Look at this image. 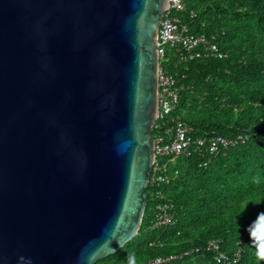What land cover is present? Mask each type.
<instances>
[{"label":"water","instance_id":"1","mask_svg":"<svg viewBox=\"0 0 264 264\" xmlns=\"http://www.w3.org/2000/svg\"><path fill=\"white\" fill-rule=\"evenodd\" d=\"M168 8L0 0V264H95L138 233Z\"/></svg>","mask_w":264,"mask_h":264},{"label":"trees","instance_id":"2","mask_svg":"<svg viewBox=\"0 0 264 264\" xmlns=\"http://www.w3.org/2000/svg\"><path fill=\"white\" fill-rule=\"evenodd\" d=\"M183 3L185 10L174 16L189 33L216 43L222 55L177 64L174 51L165 49L161 68L175 76L179 91L169 118L179 119L195 137L244 140L212 156L191 150L158 159L166 162L169 177L159 187L161 198L149 184L138 233L95 264L155 258H169L162 264H217L206 249L212 239L231 260L237 256L229 264H264V0ZM164 121H157L154 136L164 132L158 128ZM159 202L171 205L173 217L151 227Z\"/></svg>","mask_w":264,"mask_h":264},{"label":"built area","instance_id":"3","mask_svg":"<svg viewBox=\"0 0 264 264\" xmlns=\"http://www.w3.org/2000/svg\"><path fill=\"white\" fill-rule=\"evenodd\" d=\"M184 10L183 0H169V8L161 19L156 42L160 60V69L158 71L159 113L157 121H165L164 124L158 127L160 130L164 128V132L160 131L154 136L155 161L152 166L149 184L157 189L153 194L158 198H161V190H159L161 184L169 182V177L165 172L166 162H159L158 159L189 154L191 150H204L208 156H212L233 143L244 140L242 136H238L235 140L226 139L219 135L195 137L190 135L189 129L179 119L169 118L178 104L179 91L175 76L161 68V60L164 57L165 49L170 48L174 51L177 64L208 55L216 54L218 57L222 55L216 43L210 42L205 36L189 33L186 25L180 23L179 19L174 16V13L183 12ZM189 16L192 18L194 13L190 12ZM166 119H169L170 122H166ZM156 209L157 212L151 221V227L169 224L173 217L170 212L171 205L159 202L156 205ZM206 249L213 254V259L217 264H229L238 260L237 256L231 260L226 253L222 252L220 243L215 239L207 242ZM168 259L155 258L149 264H162Z\"/></svg>","mask_w":264,"mask_h":264},{"label":"rangeland","instance_id":"4","mask_svg":"<svg viewBox=\"0 0 264 264\" xmlns=\"http://www.w3.org/2000/svg\"><path fill=\"white\" fill-rule=\"evenodd\" d=\"M149 208H152V204L149 205Z\"/></svg>","mask_w":264,"mask_h":264},{"label":"flooded vegetation","instance_id":"5","mask_svg":"<svg viewBox=\"0 0 264 264\" xmlns=\"http://www.w3.org/2000/svg\"><path fill=\"white\" fill-rule=\"evenodd\" d=\"M148 264H149V262H148Z\"/></svg>","mask_w":264,"mask_h":264}]
</instances>
